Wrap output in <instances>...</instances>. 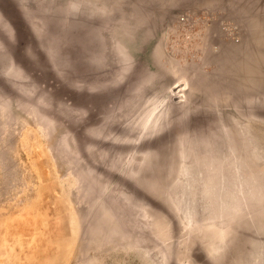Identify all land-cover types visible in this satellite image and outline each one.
Returning <instances> with one entry per match:
<instances>
[{
  "label": "rangeland",
  "instance_id": "1",
  "mask_svg": "<svg viewBox=\"0 0 264 264\" xmlns=\"http://www.w3.org/2000/svg\"><path fill=\"white\" fill-rule=\"evenodd\" d=\"M0 264H264V0H0Z\"/></svg>",
  "mask_w": 264,
  "mask_h": 264
}]
</instances>
